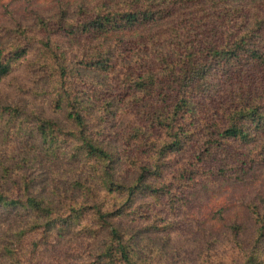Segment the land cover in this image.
<instances>
[{"label":"trees","instance_id":"trees-1","mask_svg":"<svg viewBox=\"0 0 264 264\" xmlns=\"http://www.w3.org/2000/svg\"><path fill=\"white\" fill-rule=\"evenodd\" d=\"M191 3L209 18L171 13ZM240 14L218 0H113L38 18L37 30L0 43V83L37 51L33 65L64 117L0 106V140H20V167L0 163V228L12 216L20 224L1 233L0 264H166L192 246L174 232L194 237L209 264H264V198L241 221L226 206L218 226L177 217L206 157L237 142L255 148L243 172L264 161V16L246 25ZM204 20L206 41L195 38ZM127 117L138 118L117 132ZM193 142L197 162L173 167ZM221 162L203 172L226 178ZM224 243L232 262L215 260Z\"/></svg>","mask_w":264,"mask_h":264},{"label":"rangeland","instance_id":"rangeland-1","mask_svg":"<svg viewBox=\"0 0 264 264\" xmlns=\"http://www.w3.org/2000/svg\"><path fill=\"white\" fill-rule=\"evenodd\" d=\"M224 1L241 11L238 18L240 24L251 25L255 21V16H264V0H218V3L222 5ZM107 2H113V0H0V43L5 46L9 45L14 38L13 32L19 27L37 30L36 22L38 18H52L63 11H66L69 15H74L82 6L95 7ZM203 8L204 4H184L175 6L171 9V13H177L179 18H188V21L192 22L197 20L190 15L192 13L209 18L207 13L202 11ZM211 21H214V19L211 18ZM203 22L205 25L203 24V28L197 31L195 38L201 35L200 39L206 41L212 26L206 24V20ZM173 24L174 21L168 20V22H165L166 28L164 29H169ZM155 31L156 29H153L151 32ZM78 45L79 43H75V47ZM37 58L38 52H32L21 64L20 61L16 63L11 74L0 83V106L20 107L25 105L28 111L36 110L44 118L59 119L62 122L64 117L54 112L51 100L47 98L49 90L46 89L45 80L36 71V66L33 65ZM135 118L127 117L124 122L127 126L123 124V127L118 122L116 131L126 133L130 126L128 123L130 121L136 122ZM3 140L2 138L0 140V163L12 169L16 166L20 167V140L10 141V138L6 141ZM261 141L264 142L262 136ZM187 146L188 150L182 156H177L174 159L173 167L197 162L199 142H193ZM250 149L255 148L245 147L235 142L231 143V147L227 151L215 152L212 157H206L207 160L202 168L203 170L215 168V164L222 163L221 159L224 158V164H229L227 167L228 176L220 178L208 171L203 172L201 170L203 175L193 179L186 187L187 198L185 196V206L182 207V212L177 216L178 220H181L182 217L186 223H189V221L194 222L197 219H202L207 220L208 225L218 226L221 224L216 220L220 218L219 211L224 206L228 207L227 219L239 218V221L245 219L248 215L247 205L254 200L264 198V161L260 162L257 159L259 164H252V168H249L247 173L240 169L239 161L244 154L246 156L249 154ZM61 170L69 172L66 168H61ZM75 171L73 177L76 176ZM169 174L172 176L169 179L174 180L173 172ZM13 175L14 177L7 180L5 186H12L16 181L20 182V170ZM53 175L55 176V170ZM60 181L64 183L65 179L62 177ZM140 202L143 201L139 200L138 203ZM12 227H20L19 220L14 216L10 217L5 222V226L3 225L0 228V235L9 228L13 229ZM172 237L175 242L179 241V244L183 246L191 244L192 246L180 259L170 258L165 260L166 264H209L213 261L214 258L209 259V257L206 258L207 256L199 259L200 249L202 250V248L196 247L198 243H195L196 239L194 237L185 233L178 236L177 232H174ZM217 249L215 260L219 259V262L224 261L225 263L232 262L231 252L226 243L220 245Z\"/></svg>","mask_w":264,"mask_h":264}]
</instances>
